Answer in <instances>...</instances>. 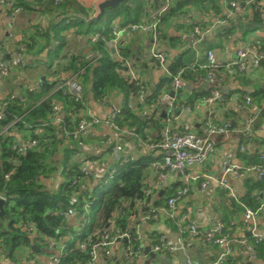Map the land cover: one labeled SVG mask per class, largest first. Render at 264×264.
<instances>
[{
    "label": "built area",
    "instance_id": "2783aa9c",
    "mask_svg": "<svg viewBox=\"0 0 264 264\" xmlns=\"http://www.w3.org/2000/svg\"><path fill=\"white\" fill-rule=\"evenodd\" d=\"M143 1L144 8L139 22L125 27L113 25L111 28L112 38L106 42L107 49L113 50L115 58L121 64L120 75L135 89L127 104L130 110H136L139 105L144 106L148 94L141 78V69L133 65L128 57L122 55L123 41L134 34L142 35L147 42L141 58L155 62L171 79L170 88L174 92V96L170 97L169 92H165L160 96L158 102L160 108L158 107L154 112L155 119H159L162 114H165V116L173 114L176 97L184 94L188 86L187 81L184 79L185 74L195 73L196 70L203 72L196 86L211 89V95L197 104L195 109L202 105L209 108L214 107L216 102L221 99V88L226 84V81H234L238 75H252L255 70L252 63L264 61V34L262 36L256 34L258 30L264 31V0H227L223 2L221 7L227 13L216 20L215 25L229 28V26L238 23L241 27L246 28L241 32L246 36L245 40L236 48L234 59L224 62L217 57L213 50L207 49L202 54L204 63L186 64L173 74L166 67L167 54L158 46L160 40L159 30L164 15L170 10L173 3L179 0ZM60 2L61 0H54V6H58ZM0 7L10 12V20H13L23 10L15 4L14 0H0ZM254 15L260 16L258 21L253 20ZM188 32L192 46L196 49L205 35L210 33V30L193 24ZM222 32L224 35V31ZM24 50V46L20 45L12 56L0 62V78L8 77L13 71H23L25 69L27 62ZM195 56L198 59L199 53ZM70 57L69 54H64L63 57L54 60L50 65L53 70L59 71V84L55 91H61L81 105L80 112L74 116L77 119L74 129L69 132L62 128L63 139L87 140L92 130L102 124H105L114 134L113 136H106L103 143L95 147L93 153L90 154V157L94 158L93 160L82 153V145L78 146L77 151L72 153L68 167L76 165L80 177L72 179L71 186L77 190V197L81 196L84 199L91 192L92 187L89 186V183L92 180H95L94 184L105 183L113 179L117 166L124 167L129 162L135 161V159L128 153L126 138L129 136V132L120 130L115 124L120 113L119 106H109V100H97V106L107 109L106 120H100L85 102L84 92L78 84L79 77L85 72V68L95 64L101 55L99 53H89L83 57H77L76 72L68 69ZM79 63H84V67H80ZM35 89L36 87L27 90L32 92ZM6 100H17L20 103L24 101L21 93L7 95L0 104V120L3 118L2 109L6 106ZM235 107L246 116V124L241 132L240 144V152L246 153L247 147L256 137V126L260 110L249 96H243ZM179 109L186 112L191 111V108L185 105H180ZM61 110L59 103L52 105L51 123L55 127L63 125ZM18 121L19 119L2 128L0 135L11 131L10 128ZM205 128L207 130L206 135L199 136L188 126H184L178 131L169 125H164L160 129L157 141L145 144L149 152L155 151L157 153V158L151 164L156 171L157 180L142 191L143 199L136 202L135 214L128 217L131 224L126 223L123 229L120 227L117 221H123L125 218L119 210L113 214L100 235L99 232H95L83 241H75L74 250L87 254L89 257L85 264H98L99 255H102L105 263L143 264L142 258L147 238L141 232L139 222L158 223L161 220L174 223L176 226L175 236L171 238L169 235H159L153 242L154 244L149 246L150 252L171 260L173 264L179 263L183 258L186 259L185 264H224L230 258H239L240 261L236 264L264 262V260L257 258L256 250L258 246L264 244V235L258 230V222L264 221V201L258 199L259 206L255 210L246 208L240 203L239 195L227 184L226 180L229 175L233 176L234 179H238L241 173L245 176H253L255 180L264 179V141L258 150L256 165L243 168L232 164L226 165L222 169L221 179L217 182L229 201L236 202L242 207L243 212L240 217L247 223L246 233H249L248 236H246V233L239 237L236 236L235 229L239 225L235 219L230 221L228 226L218 221L211 229L207 231L200 230L193 219L191 208H183L178 205L179 200L190 191L203 193L209 183L213 181L212 177L198 174L194 170L201 172V169L216 151L218 138H227L231 131L229 123L217 125L207 121L205 122ZM41 133L42 129H35L33 135L40 136ZM17 134L20 140L12 146V149L21 155H25L28 148L49 143V140L44 137L40 139L33 138L30 142L25 143L22 135ZM101 160H103V163H99L96 167ZM175 172L180 173L182 176V186L176 189V195L168 198L163 206H153L152 198L162 189L166 177ZM9 176L10 173L4 177L7 180ZM0 199L6 201L5 195L1 194ZM72 202V207L59 213L60 229L56 232L57 237L45 239V249L50 253L46 264H60V260L70 248V244L79 236V230L88 223L86 217L89 213L88 203L85 200L79 202L76 199H73ZM77 216H79L78 229L72 231L69 223ZM20 227L23 232L28 233L31 237L35 236L36 231L33 223H24ZM61 231H66V234L61 236L59 233ZM185 234L188 235V238H184ZM200 247L206 249L209 253H212L215 249H220L221 252L215 255L212 260L199 262L192 257V252ZM22 264L37 263L32 256L27 254L23 258Z\"/></svg>",
    "mask_w": 264,
    "mask_h": 264
},
{
    "label": "trees",
    "instance_id": "16d2710c",
    "mask_svg": "<svg viewBox=\"0 0 264 264\" xmlns=\"http://www.w3.org/2000/svg\"><path fill=\"white\" fill-rule=\"evenodd\" d=\"M14 1L18 7H27L24 0ZM224 1L227 0H182L170 8L163 21H165L164 23L172 22L173 25L175 23L179 24L180 21L177 16L185 14L191 7H195L199 11H211L214 15H218ZM66 7L67 5L60 6L61 14L69 10ZM143 8V0H129L120 4L117 8L105 9L102 18L94 22L90 21L93 18L92 14L82 8L70 10V12H76L74 14L80 18L72 19L68 24H65L64 21L60 24H52L51 37L48 32L40 35L37 31L35 32L37 37H26L18 44L24 46L26 57L28 53H33L34 56L40 55L48 47L46 41H56V47L51 48L49 54L51 59L57 60L64 56L66 42L62 33L74 30L73 32L78 35L98 36L99 40L94 45V49L97 52L99 51L102 57L95 64L85 68V72L79 77L78 84L83 88L86 103H88V99H92L94 102L97 100H110L111 98L119 99L116 103L120 108V113L115 124L120 130H127L136 144L155 143L158 137L154 139L149 137V123L145 119L146 116L127 107L129 97L134 94L135 89L118 74V71L121 70V64L114 60L112 51L106 49L104 44L112 38L111 28L113 25L117 24L119 27H125L138 23ZM259 17L254 15L253 20L258 21ZM166 18H169V20L166 21ZM101 21L105 25L99 28L98 24ZM223 31L225 35L232 33L230 28H225ZM161 33H163V30H161ZM37 38L40 41L43 40L44 44L34 52V46L39 42ZM128 53L129 51L124 49L122 55L126 56ZM76 65L77 58L71 56L68 69L76 72ZM79 65L84 67V63H79ZM258 66L264 71V61L258 63ZM181 67H184L183 62L177 60L169 66V71L173 74ZM198 72L203 75V72ZM52 75L58 76L59 71L52 72ZM249 77L238 75L234 79L243 86V88L236 89L235 93L238 94V102L242 100L243 96H249L259 108L260 113L258 115L262 118L263 108L261 104L264 102V89L260 88L256 91L245 89L251 87L252 81ZM184 79L189 84L194 82V79L188 73L184 75ZM170 82L171 79L164 78L159 82V85L152 87L148 91L144 105H147L148 108L153 107L152 109L155 111L159 107L160 96L168 91ZM58 84L59 80L54 82L43 81L32 92H28L26 89L21 93L24 100L22 103L17 100H6V106L2 109L3 118L0 120V130L19 119L10 128V132L16 131V133L22 135L25 143L30 142L33 138L40 139L41 137L47 138L49 143L28 148L25 155H21L12 149V146L18 143L14 135H10V132L0 135V195H5L6 198L4 216L2 220L0 219V239L3 245L6 246V256L8 258H13L17 253L23 256L25 253L33 256L32 246L35 249H40V247H45L46 238L57 237L56 232L60 229L59 213L72 207L73 199L79 202L85 200L89 207V213L86 216L88 223L79 230V236L70 244V248L60 260V264H85L89 257L87 254L74 250L75 241H83L95 232H99L100 235L113 214L119 210L124 214L125 219L123 221L119 220L117 223L122 229L126 226L128 217L135 214L136 202L143 199V182L147 177V169L157 158V153L150 151L147 155L129 162L124 167L117 166L113 179L102 184H95L91 188L90 194L84 199L81 196L77 197V190L71 186V182L72 179L80 177V173L76 165L69 168L68 162L72 157V153L77 151L78 146L85 144V140H65L61 131L62 128L69 132L74 129L77 121L74 116L80 112L81 105L61 91H55ZM210 95L211 89L191 88L176 97V103L173 106L174 111L178 110L180 105L193 107L203 102ZM228 101V97L225 100L220 99L216 102V105L222 107ZM55 103H59L62 109L63 125L60 127H55L51 123V109ZM137 107L140 108V105ZM228 112L230 111L228 110ZM228 112H225V119H228L226 117ZM159 120H162V116ZM152 124L156 130L160 129V125ZM35 129H42L40 136L33 135ZM245 158L248 161L253 160L250 155H246ZM256 164L257 162L254 165ZM8 173H10V176L6 180L4 176ZM54 177L62 181L56 188L48 189L45 181ZM245 190L240 198V203L248 209H257L259 206L257 194L264 192V179H246ZM175 191L176 189L166 190V194L160 197L153 206H163L168 198L176 195ZM242 212L243 209L238 203L229 201L228 216H224L221 222L228 226L229 222L236 219ZM28 222L34 225L36 231L34 237L21 230L20 226ZM167 223L175 233L176 226L174 223L172 221ZM70 232L72 233V231ZM59 233L63 236L66 231ZM184 238H188V235L185 234ZM195 250L206 252V249L201 247ZM256 250L257 258L264 260V244L258 246ZM203 261H207V259ZM238 261H240L239 258H230L224 264H236ZM246 264L254 263L247 262Z\"/></svg>",
    "mask_w": 264,
    "mask_h": 264
},
{
    "label": "crops",
    "instance_id": "0c3cea01",
    "mask_svg": "<svg viewBox=\"0 0 264 264\" xmlns=\"http://www.w3.org/2000/svg\"><path fill=\"white\" fill-rule=\"evenodd\" d=\"M104 1L105 0H61L58 6H54V0H24V3L27 5V7L23 6L22 12L15 16L13 20L9 19L10 12L0 7V62L3 59H6V56H12L16 52V49L20 46L18 44L25 40L26 37L35 38V32L38 31L40 35L48 32L51 37L52 24H60L62 21H64L65 24H68L70 20L80 18L74 14L76 12L73 13L70 12V10H79V8H82L95 17L99 12L98 6ZM181 1L182 0L174 2L171 7ZM62 5H67L66 9H69L64 14H61V9H59ZM168 12L164 15L161 21L160 40L158 43L159 48L167 54L166 67L168 68L177 60H181L183 62V66L193 62L202 64L204 63L202 54L207 49L213 50L219 59L224 62H228L229 60L234 59L236 48L240 43H242V41L245 40L246 36L241 32L246 28L241 27L240 24L236 23L229 26L230 30H232V33L228 35H223L222 31L225 28L217 27L215 25V21L227 13L223 7L220 8V14L218 15H214L211 11L204 12L202 10H197L195 7H191L185 14H179L177 16V19H179L180 23H175V25H173L174 23L172 22L164 23L165 21L163 20L165 19ZM59 13L60 15H58ZM80 15L82 14L80 13ZM168 20L169 18H166V21ZM193 24L210 30V33L205 35L202 42L196 47L197 50L193 48L190 40V34L188 32L190 26ZM161 30H163V33H161ZM73 31L74 30H70L62 33V36L66 42L64 54H69L70 56L77 58L88 55L89 53H99V51L97 52V50L94 49V45L99 40L98 36H83L78 35ZM38 41V44L36 43L34 46V52L39 50L44 44L43 40L40 41L38 39ZM46 42H48V47L40 55L34 56L33 53H28L26 55V62L28 66L23 71H13L8 77L0 78V103L2 99L7 97V95L13 93H23V91L26 89L37 87L39 83L43 81L54 82L59 80V75H52V72L55 70H53L50 65L54 60L51 59V55L49 54L51 48L56 47L57 42L51 40ZM106 42L104 46L107 49ZM146 44L147 42L145 38L142 37V35L134 34L123 41L122 50L125 49L129 51L126 57H128L129 61L133 63V65L141 69L140 73L142 81L145 84L147 90L150 91L152 87L159 85V82L162 79H170V77L166 75V72L162 70L155 62L143 60L141 58V54L144 52ZM200 46H202V48L203 46L206 48L202 49ZM111 51L113 53V50ZM197 53H199L198 59L195 56ZM99 54L101 55V53ZM113 57L114 60L120 64L115 56ZM252 65L254 66L255 70L249 77L252 81L251 87H246L245 89L250 91H256L260 88L264 89V71L259 68L258 63H252ZM118 74L120 75V71H118ZM190 75L194 79V82H191L190 84L188 83L185 92L189 91L191 88L197 87L196 83L199 80L201 74L198 72V70H196L195 73H190ZM238 88H243L239 82L237 83V81L232 80L226 81V84L221 88V99L225 100L228 97L229 101L222 107L215 104L214 107L208 108L202 105L198 109H195V106L197 105L196 104L195 106L190 107V112L181 111L178 109L169 116H163L164 114H162V120H159L160 118L155 119V111L152 109L153 107L148 108L147 105H140V108L137 107L135 110L137 113L146 116L145 119L149 123L148 133L151 139L158 137L160 129L164 125H169L178 131H180L182 127L188 126L197 135L205 136L207 133L205 122L207 121L213 122L217 125L222 123L230 124L231 131L229 136L227 138H218L216 151L201 169V172L194 170V172L198 174L212 177L213 181L209 183L203 193L190 191L187 195L183 196L178 203V205L183 208H191L193 219L200 230L203 231L211 229L218 221H221L224 216H228L229 199L226 197L225 192L221 190L217 183L221 179L223 167L229 164L241 168L253 166L257 162L258 150L264 141V102H262L261 107L263 108V115L262 118L258 115L259 117L256 126V137L247 147L246 153L240 152L241 132L243 131L246 124V116L244 113L238 111L235 107L239 99L238 94L235 93L236 89ZM170 91H172V89L169 85L167 92ZM118 100V98H111L109 100V106L117 105L116 102ZM87 102L93 114L100 120L105 121L107 109L97 106L96 101L94 102L92 99H88ZM228 110L230 112H228ZM225 112H228L226 113V117L228 119L224 118ZM152 123L160 125V129L156 130ZM9 132L5 134H8ZM9 134L14 135L17 139V142L20 140V137L16 131H12ZM113 135V132L108 127H106L105 124L94 128L88 139L85 140V144L82 145V153L90 157V154L93 153L95 147L99 144H102L106 136ZM126 140L128 141V153L135 160L150 153L149 150L146 149L145 144H136L130 136H128ZM246 155H250L253 160L248 161L245 158ZM90 159L93 160L94 158L90 157ZM99 163L102 164L103 160L98 162L96 167H98ZM250 178L255 179L253 176H245L241 173V176L238 179H234L233 176L229 175L226 177V180L227 184L241 198L246 191L245 180ZM156 180V171L152 166H150L147 169V177L143 182V190L146 189L151 183L156 182ZM61 181V179L54 177L45 181V185L48 189H54L59 186ZM94 181L92 180L89 183V186L93 187L95 185ZM181 186L182 176L180 173L175 172L168 175L163 183L162 189L160 190L163 191L162 196L158 195L160 193L159 191L155 197L152 198L151 202L153 204L157 202L160 197H163L166 194V190L172 191L174 189L180 188ZM257 198L264 201V192H259L257 194ZM235 220L237 221L240 228L238 230L235 229L236 236L239 237L244 235L246 233L247 223L240 217V215H238ZM78 223L79 216L72 219L69 223V226L71 227L70 230L74 231L78 229ZM128 223L131 224L129 221ZM139 227L141 232L147 238L145 244L146 247L151 246L155 238L161 234L169 235L171 238H174L175 236L174 232L170 228V225L164 220H161L158 223L139 222ZM258 230L264 235V221L258 222ZM38 250V253L33 252L34 255L32 257L35 259L37 264H46L49 260L50 253L46 251L44 247H40ZM6 251V246L3 245L2 240L0 239V264H22L23 258H25L27 255V253H25L24 256L17 253L13 258L10 259L6 256ZM220 252V249H215L212 253L194 250L192 252V257L197 261H203L205 259L208 261L212 260L214 256ZM142 260L143 264H161L154 259H150L149 256L145 254V252L143 253ZM98 264L111 263H105L102 255H99ZM257 264H264V262Z\"/></svg>",
    "mask_w": 264,
    "mask_h": 264
},
{
    "label": "water",
    "instance_id": "95a60500",
    "mask_svg": "<svg viewBox=\"0 0 264 264\" xmlns=\"http://www.w3.org/2000/svg\"><path fill=\"white\" fill-rule=\"evenodd\" d=\"M127 1H129V0H105L104 2H102L98 6L99 12H98L97 16L92 18L91 22L100 20L102 18L103 14H104L105 9H107V8H117L120 4H122L124 2H127ZM8 58H9V56H6V59H8ZM169 96L173 97L174 96V92L170 91L169 92ZM163 116H165V114ZM162 194H163V191H160V193L158 195L162 196ZM4 205H5V201L3 199H0V219L1 220L3 219V216H4ZM248 235H249V233H246V236H248ZM32 250H33L34 253H38L39 252V250L35 249L34 246H32ZM144 252H145L146 255L149 256L150 259H154V260L160 262L161 264H173V262L171 260L164 259V258H162V257L150 252V248L149 247H145ZM185 262H186V259L183 258L177 264H185Z\"/></svg>",
    "mask_w": 264,
    "mask_h": 264
},
{
    "label": "rangeland",
    "instance_id": "374dc122",
    "mask_svg": "<svg viewBox=\"0 0 264 264\" xmlns=\"http://www.w3.org/2000/svg\"><path fill=\"white\" fill-rule=\"evenodd\" d=\"M105 25V23L103 22V21H101L99 24H98V27L100 28V27H103ZM256 34L258 35V36H262L263 34H264V31L263 30H258L257 32H256ZM219 40H222V39H219ZM109 41V40H108ZM105 45V44H104ZM200 48H202V46H200ZM204 48H206V47H204L203 46V48L202 49H204ZM56 158V157H55ZM54 158V159H55ZM238 229H240L239 227L237 228V230ZM42 248V247H41ZM45 248V247H44Z\"/></svg>",
    "mask_w": 264,
    "mask_h": 264
}]
</instances>
